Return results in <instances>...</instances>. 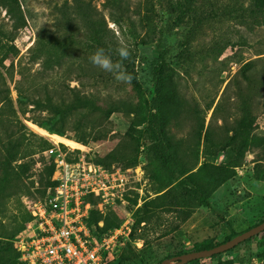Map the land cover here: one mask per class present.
<instances>
[{"label":"rangeland","instance_id":"1","mask_svg":"<svg viewBox=\"0 0 264 264\" xmlns=\"http://www.w3.org/2000/svg\"><path fill=\"white\" fill-rule=\"evenodd\" d=\"M181 1L17 0L11 9L0 4V154L13 143L21 156L16 162L28 161L31 172L29 178L0 188L3 256L11 255L17 233H10L26 215L23 198L39 196L37 189L43 188L40 171L48 161L39 141L53 129L49 123L33 121L47 116L48 110L36 108L29 98L46 93L54 100L79 93L113 109L107 119L90 107L73 113L68 124L77 123V136L98 131L105 135L83 143L67 130L59 135L66 148L83 145V150L75 151L86 159L115 150L123 157L117 162L121 167L138 150L134 160L143 179L131 184L142 186L144 201L135 208L134 198L125 195L123 202L102 212L110 211L118 223L127 218L133 222L129 239L118 247L121 264H158L159 259L191 251L196 244L221 242L231 231L241 232L264 218V181L254 175V170L264 169V12H252L251 0H191L181 22L172 23V7ZM92 38L116 48L121 38L128 43L130 55L123 64L132 69L130 84L90 63ZM158 49L166 51L168 66L158 108L162 115H170L164 135L176 144L179 158L196 166L205 160L238 163L210 196L209 207L184 209L168 205L167 200L136 224V209L158 194L147 169L146 141L130 129L144 126V98L150 101L154 92L152 69ZM244 102L253 117L251 138L243 149L223 148L242 116ZM199 131L208 133L210 147L199 140ZM256 246L258 234L220 257H233V264H257L263 253ZM217 261L205 257L186 264Z\"/></svg>","mask_w":264,"mask_h":264},{"label":"trees","instance_id":"2","mask_svg":"<svg viewBox=\"0 0 264 264\" xmlns=\"http://www.w3.org/2000/svg\"><path fill=\"white\" fill-rule=\"evenodd\" d=\"M81 1V0H78ZM115 1V0H111ZM17 0H0V4L2 6H6L8 9L12 8V4L16 3ZM191 0H182L180 4L175 7H172V13L174 14L172 23H179L182 20V16L190 10L191 8ZM251 10L252 12H264V0H251ZM80 4H77L76 7H79ZM68 8V5H67ZM145 22H148V19L145 18ZM97 32L96 29H93V34ZM89 50L93 52L97 47H103L105 50L112 56L114 61L120 60L119 56L116 53L115 45L109 46V44H103L96 39H91L90 43H88ZM166 51L164 49H158V56L153 64L152 69V80L154 84V92L150 99L147 101L144 98V94L141 93L142 98H144V115L145 119L143 120L144 126L140 129L133 128L141 137H143L146 141L145 144V159L147 162V169L149 176L156 183V191L158 193L152 199L144 202L142 207L136 209V224L141 222H145L150 216L151 208H157L162 206L164 201L168 200V205L177 206L180 208H191L196 206L209 207L210 206V196L212 193L222 185L227 179L232 176L234 172V167L237 165V161H228L225 164H214L209 161H203L198 166L197 164L188 165L185 161L181 160L177 153V146L172 141L170 136L164 135V128L168 124L170 120V115H162L161 109L158 108V103L162 99V96L159 95L160 89L162 87L165 76L167 75L168 66L165 61ZM125 62V60L122 61ZM124 68L131 72L132 69L124 65ZM249 66V63L244 66ZM136 88H140L136 84ZM30 102L40 110H48L47 116L45 117H33V121L38 125L41 123H49L53 131L52 133L62 135L63 132L69 130L74 131V134L77 136V123L76 124H68V119L71 118L73 113L78 112L81 108L90 107L92 109H98L107 119L112 113L113 109L109 106H101L96 104L92 98L87 97L86 95H81L79 93H75L70 98H66L64 96H60L58 99L54 100L53 95L46 93L44 97H32L29 98ZM21 114H25V109H19ZM242 116L239 119L236 127L233 129V132L227 140L222 144L223 148L230 147L232 149H237L240 147L243 149L248 140L251 138L250 133L252 130V115L250 111L249 105L245 102L241 107ZM202 129V127H201ZM128 133H131V130L128 129ZM105 135V132L100 133L99 131L96 133H88L87 135H83L82 137L77 136L79 141L86 142L87 138L91 140H96ZM199 140L202 139L204 146L210 147V139L208 137V133L201 131L198 132ZM253 139V138H252ZM42 150L49 146V143L45 139H41L39 144L42 143ZM63 149L66 147L61 144ZM4 153L0 154V188L3 189L6 186H12L18 181H22L31 176L30 164L28 161H20L16 162L21 158L19 154V150L16 145L9 142L8 146H4ZM78 153V151H76ZM138 150L134 153L132 158H128L127 161L122 165V167H133L137 165L134 157H136ZM218 151H215L212 154H217ZM77 158L76 154L74 158L71 155H67L68 160H75ZM121 157L115 150H111L103 157L92 158L97 163L102 164L105 167H110L113 164H117ZM47 164L42 168L40 174L42 175L41 180L43 183V188L37 189L40 193L39 196L32 197H44L48 187H53L55 185V181L51 180L52 173L54 171V163L51 159L47 160ZM196 168V169H194ZM194 169V170H193ZM254 175L257 180L264 181V169L259 171L254 170ZM33 186V185H30ZM13 193L10 192L7 196H11ZM135 201V200H134ZM95 203V201H94ZM27 211V210H26ZM112 213L110 211L106 213L100 212L97 208H92L89 211V215L87 218L88 225L92 228V230L96 233H103L113 227L119 225L118 219L112 218ZM117 218V217H116ZM30 219V214L26 212V215L23 219V222L18 225L10 235L18 234L25 226V223ZM264 218L259 219L255 224L263 221ZM102 221V225H99L98 222ZM254 224V225H255ZM246 230V229H245ZM244 231V230H243ZM242 232V231H241ZM239 232L231 231L221 242H224ZM259 235V246H256V250H261L263 253V258L257 264H264V230L258 233ZM254 236H257L254 235ZM253 237V236H252ZM250 237L249 239H251ZM246 239V240H249ZM244 240V241H246ZM221 242H202L196 244L193 250H200L211 248L215 245H218ZM230 251V249L215 253L211 255L209 258H218L217 264H233V257L231 258H223L220 257L222 254ZM189 251L181 250L176 255L182 254ZM19 252L15 249H12V253L10 256L4 255L0 253L1 264H21L18 261ZM173 256V255H172ZM170 257V256H169ZM122 257L118 256L116 264H121ZM162 259H159L157 263H159ZM199 259H194L189 261L190 263H196Z\"/></svg>","mask_w":264,"mask_h":264},{"label":"built area","instance_id":"3","mask_svg":"<svg viewBox=\"0 0 264 264\" xmlns=\"http://www.w3.org/2000/svg\"><path fill=\"white\" fill-rule=\"evenodd\" d=\"M42 136L49 143L43 154L54 163L51 180L56 183L48 187L42 198H23L30 219L14 240V247L19 252L18 261L21 264L116 262L118 247L123 244V239H129L133 222L127 218L116 227L96 233L86 220L90 209L104 212L117 201L123 202L125 195L134 198L135 208L144 201L142 186L131 184L143 179L140 165L105 167L77 153L75 149L83 150L81 144L75 149H63L59 139L63 136L52 132ZM75 154V160L67 159V155L74 158ZM98 224L102 225V221ZM132 242L140 243L139 240Z\"/></svg>","mask_w":264,"mask_h":264},{"label":"water","instance_id":"4","mask_svg":"<svg viewBox=\"0 0 264 264\" xmlns=\"http://www.w3.org/2000/svg\"><path fill=\"white\" fill-rule=\"evenodd\" d=\"M263 230H264V220L258 224H255L247 228L246 230L242 232L237 233L232 238L224 242H221L218 245H215L211 248L194 250V251H189V252H185L182 254L166 257L162 259L158 264H186L189 261L194 260V259L210 257L211 255L215 253H220L228 249H231L238 243L246 239H249L250 237L260 233Z\"/></svg>","mask_w":264,"mask_h":264},{"label":"clouds","instance_id":"5","mask_svg":"<svg viewBox=\"0 0 264 264\" xmlns=\"http://www.w3.org/2000/svg\"><path fill=\"white\" fill-rule=\"evenodd\" d=\"M116 53L120 60L114 61L105 48L97 47L89 56V60L98 69L113 74L117 81L130 84L134 79L133 74L128 72L122 64V61L129 57L130 50L128 43L123 38L119 41Z\"/></svg>","mask_w":264,"mask_h":264},{"label":"bare ground","instance_id":"6","mask_svg":"<svg viewBox=\"0 0 264 264\" xmlns=\"http://www.w3.org/2000/svg\"><path fill=\"white\" fill-rule=\"evenodd\" d=\"M64 141H65L66 143H73V141H72V140H69V139H64Z\"/></svg>","mask_w":264,"mask_h":264}]
</instances>
